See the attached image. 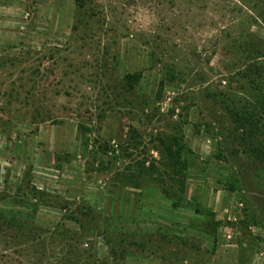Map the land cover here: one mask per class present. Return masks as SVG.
<instances>
[{
    "label": "rangeland",
    "instance_id": "374dc122",
    "mask_svg": "<svg viewBox=\"0 0 264 264\" xmlns=\"http://www.w3.org/2000/svg\"><path fill=\"white\" fill-rule=\"evenodd\" d=\"M0 264H264V0H0Z\"/></svg>",
    "mask_w": 264,
    "mask_h": 264
},
{
    "label": "trees",
    "instance_id": "16d2710c",
    "mask_svg": "<svg viewBox=\"0 0 264 264\" xmlns=\"http://www.w3.org/2000/svg\"><path fill=\"white\" fill-rule=\"evenodd\" d=\"M162 145L164 146L165 145V142H162ZM107 145L105 144L104 147H103V152H107ZM165 157L168 159V163H170V165L173 167L172 168V173H171V179L173 180H176V182L179 184L180 186V189L183 191L184 189V185H183V182H184V173L185 170H186V165L184 163H181L179 161V158L175 157L173 154H172V149L171 148H168V147H165ZM176 167H179V171H176L175 168ZM181 169V170H180ZM141 172L139 173V175H136L134 177V179L136 180V178L138 176H140ZM133 178V177H132Z\"/></svg>",
    "mask_w": 264,
    "mask_h": 264
}]
</instances>
